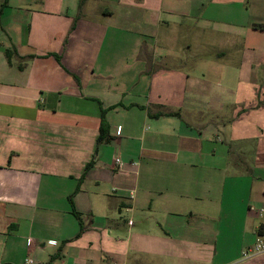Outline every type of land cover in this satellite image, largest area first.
I'll use <instances>...</instances> for the list:
<instances>
[{
	"label": "crops",
	"instance_id": "crops-1",
	"mask_svg": "<svg viewBox=\"0 0 264 264\" xmlns=\"http://www.w3.org/2000/svg\"><path fill=\"white\" fill-rule=\"evenodd\" d=\"M260 209L264 0H0V264H264Z\"/></svg>",
	"mask_w": 264,
	"mask_h": 264
},
{
	"label": "built area",
	"instance_id": "built-area-1",
	"mask_svg": "<svg viewBox=\"0 0 264 264\" xmlns=\"http://www.w3.org/2000/svg\"><path fill=\"white\" fill-rule=\"evenodd\" d=\"M115 163L117 164L118 168H122V163L119 158L115 159ZM132 195V194H130ZM258 216L260 218H264V209H260L258 211ZM264 253V234H258L255 238V241L250 244L249 246L245 247L241 252V259H249L256 255H260ZM23 264H36L35 260L32 258H28L24 261Z\"/></svg>",
	"mask_w": 264,
	"mask_h": 264
},
{
	"label": "trees",
	"instance_id": "trees-1",
	"mask_svg": "<svg viewBox=\"0 0 264 264\" xmlns=\"http://www.w3.org/2000/svg\"><path fill=\"white\" fill-rule=\"evenodd\" d=\"M11 53H12V51H6L5 52L7 57H9L11 55ZM100 109H101V118H100L99 136H98L97 142H96L97 146L110 140L109 133H108L109 126H108L107 122L105 121V113H106V111H105V109L102 108L101 105H100ZM162 115L163 114H158L157 116L159 117V116H162ZM173 115L177 116L178 113H174ZM92 165H93V161L89 162L85 166L83 174H82L81 178L78 181L79 183L83 180L85 173L92 167ZM78 189H79V184L76 187L75 192ZM71 212H72L73 216L80 221V215L74 210H72ZM82 230H83V228L80 226V230H79V233L77 234V237H79V235L82 232Z\"/></svg>",
	"mask_w": 264,
	"mask_h": 264
},
{
	"label": "rangeland",
	"instance_id": "rangeland-1",
	"mask_svg": "<svg viewBox=\"0 0 264 264\" xmlns=\"http://www.w3.org/2000/svg\"><path fill=\"white\" fill-rule=\"evenodd\" d=\"M181 38V37H180ZM185 41H187V39L185 38ZM181 42V41H180ZM211 56V55H210ZM196 62V61H195ZM124 216V218H126V219H129V215H127V214H124L123 215Z\"/></svg>",
	"mask_w": 264,
	"mask_h": 264
}]
</instances>
